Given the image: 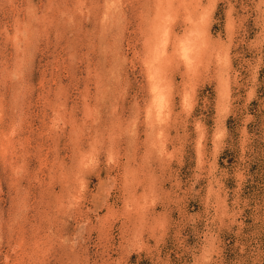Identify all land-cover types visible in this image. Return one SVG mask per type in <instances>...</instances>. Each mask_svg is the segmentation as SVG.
Returning a JSON list of instances; mask_svg holds the SVG:
<instances>
[{"label":"clouds","instance_id":"clouds-1","mask_svg":"<svg viewBox=\"0 0 264 264\" xmlns=\"http://www.w3.org/2000/svg\"><path fill=\"white\" fill-rule=\"evenodd\" d=\"M0 264H264V0H0Z\"/></svg>","mask_w":264,"mask_h":264}]
</instances>
